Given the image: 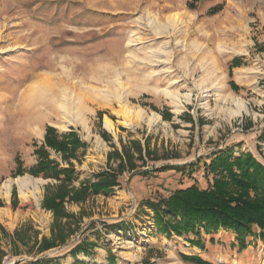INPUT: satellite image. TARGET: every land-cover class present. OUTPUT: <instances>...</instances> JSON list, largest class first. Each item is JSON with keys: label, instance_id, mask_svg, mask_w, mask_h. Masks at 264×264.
Masks as SVG:
<instances>
[{"label": "rangeland", "instance_id": "374dc122", "mask_svg": "<svg viewBox=\"0 0 264 264\" xmlns=\"http://www.w3.org/2000/svg\"><path fill=\"white\" fill-rule=\"evenodd\" d=\"M61 89L80 104L79 121L37 122L26 114L24 99L36 102ZM47 125L60 133L73 128L87 143L80 161L72 159L75 186L106 169L112 145L121 150L137 139L157 159L145 157L121 173L108 196L65 203L82 215L76 231L38 253L35 242L51 235L53 214L41 202L54 181L14 173L19 162L24 170L36 163L34 143L43 141ZM230 146L264 165V0H0V212H7L0 217V264L42 258L109 264V253L115 264H195L183 255L264 264L257 226L243 249L224 230L203 233L200 249L186 240L192 234L158 233L146 204L193 183L206 188L203 165ZM84 240L97 246L72 256Z\"/></svg>", "mask_w": 264, "mask_h": 264}, {"label": "trees", "instance_id": "16d2710c", "mask_svg": "<svg viewBox=\"0 0 264 264\" xmlns=\"http://www.w3.org/2000/svg\"><path fill=\"white\" fill-rule=\"evenodd\" d=\"M213 8L211 12L217 11ZM239 58L232 61V66H238ZM231 72V69H230ZM233 86H236L231 82ZM102 112H98L101 119ZM168 119L170 113L162 114ZM188 118V117H187ZM192 122V119H188ZM100 135L110 141V134L104 130ZM87 143L71 128L68 132L60 133L50 125L45 128L43 141L34 143V154L37 161L24 170L18 163L14 176L24 172L35 177L51 179L54 184H47L41 202L42 208L53 214L50 237L43 236L35 242L39 252L62 245L75 230V220L81 219L65 208V203L82 204L91 196L102 194L108 196L118 186V176L125 170L133 171L137 161L157 159L153 152L143 146L137 139L122 145L121 150L112 145L113 149L107 154L106 169L97 173L93 181H84L75 186L78 180L73 160L80 161L85 155ZM78 150L80 154L78 155ZM51 151L59 153L62 164L51 158ZM115 162V165H113ZM194 169L192 164L185 165ZM168 169L164 167L162 170ZM203 174L208 186L200 188L196 183L171 192L167 197L157 201H146L153 212V222L158 233L170 237L187 236L191 246L204 249L203 236L216 234L220 230L232 232L236 236L239 249L246 247L245 238L252 234V227L259 228V236L264 237V165L250 153L234 154L232 146L214 153L208 163L203 165ZM208 176H211L209 178ZM15 193V188L12 190ZM0 231L5 229L0 225ZM15 235L22 239L15 231ZM210 242H214L212 238ZM94 243L85 240L73 246L70 254L76 256L79 252L86 253L95 248ZM1 249V248H0ZM3 253L0 251V261ZM183 258L195 264H211L193 255ZM108 263L115 264L112 253L108 255ZM16 264H60L57 259H37L34 262H17ZM74 264H83L75 261ZM97 264V263H93Z\"/></svg>", "mask_w": 264, "mask_h": 264}, {"label": "bare ground", "instance_id": "6f19581e", "mask_svg": "<svg viewBox=\"0 0 264 264\" xmlns=\"http://www.w3.org/2000/svg\"><path fill=\"white\" fill-rule=\"evenodd\" d=\"M170 22H172V20ZM24 100H26L25 102H26L27 106L29 107V109L25 110V111H27L26 114L34 115L35 120L37 122H39V120L40 121L46 120L47 118H55V119L57 118L60 121L66 120L68 122H76V121L80 120V116H81L80 114L82 113V109L80 107V104L75 102L74 99L72 98V96L67 91H65V89H61L60 91H58V90L49 91L46 94V96L42 97L40 100H38L36 102H34L32 100L30 101L27 99H24ZM17 110H18V108H17ZM105 125L108 128H111L112 122L108 118H106ZM29 128H30V126H29ZM24 181H25V179H23V178L18 179V183L21 185L24 184ZM3 189L6 190V192H7L9 190V187L6 185L3 187ZM11 260H9V261L5 260L4 264H11L13 262Z\"/></svg>", "mask_w": 264, "mask_h": 264}, {"label": "crops", "instance_id": "0c3cea01", "mask_svg": "<svg viewBox=\"0 0 264 264\" xmlns=\"http://www.w3.org/2000/svg\"><path fill=\"white\" fill-rule=\"evenodd\" d=\"M7 214V212L5 211V212H3L2 213V211L0 212V217H3L4 215H6ZM97 264H102V263H98V262H96Z\"/></svg>", "mask_w": 264, "mask_h": 264}]
</instances>
